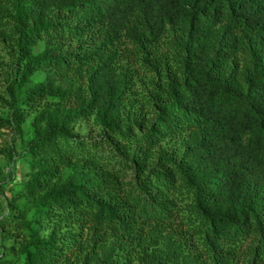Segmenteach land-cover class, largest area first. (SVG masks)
<instances>
[{"label": "trees", "instance_id": "16d2710c", "mask_svg": "<svg viewBox=\"0 0 264 264\" xmlns=\"http://www.w3.org/2000/svg\"><path fill=\"white\" fill-rule=\"evenodd\" d=\"M2 50L0 264H264V0H0Z\"/></svg>", "mask_w": 264, "mask_h": 264}, {"label": "rangeland", "instance_id": "374dc122", "mask_svg": "<svg viewBox=\"0 0 264 264\" xmlns=\"http://www.w3.org/2000/svg\"><path fill=\"white\" fill-rule=\"evenodd\" d=\"M8 58H9V55L4 54V51L2 50L0 54V59H2V61L7 62ZM3 87H5V76L0 73V90L3 89ZM78 129H80L81 133L84 134L85 136L87 135L95 136L96 135V132H94V130H92L89 126L80 125L78 126ZM12 138H15L14 141L19 146V143L21 142L20 138L16 136V134H14L12 130L10 129H6L4 137L1 139V141L3 143H6V142H9L8 140ZM0 163L6 168V170L12 169L14 165L13 163H9L8 161H6L4 156H0ZM16 175L17 177H20L21 175V170L19 168L16 171ZM4 193L9 194L10 192L8 190H5ZM4 193L0 191V218L2 217L3 213H5V210H6V201H5Z\"/></svg>", "mask_w": 264, "mask_h": 264}]
</instances>
